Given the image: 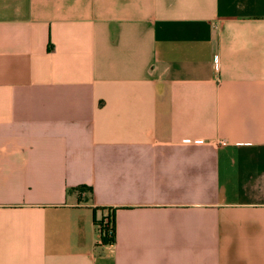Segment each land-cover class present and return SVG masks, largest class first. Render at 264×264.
Returning a JSON list of instances; mask_svg holds the SVG:
<instances>
[{
	"label": "crops",
	"instance_id": "0c3cea01",
	"mask_svg": "<svg viewBox=\"0 0 264 264\" xmlns=\"http://www.w3.org/2000/svg\"><path fill=\"white\" fill-rule=\"evenodd\" d=\"M0 264H264V0H0Z\"/></svg>",
	"mask_w": 264,
	"mask_h": 264
},
{
	"label": "built area",
	"instance_id": "2783aa9c",
	"mask_svg": "<svg viewBox=\"0 0 264 264\" xmlns=\"http://www.w3.org/2000/svg\"><path fill=\"white\" fill-rule=\"evenodd\" d=\"M219 58L216 56L214 58V68L216 70L219 69ZM200 143H202L203 141L202 140H199ZM108 219L106 217H103V218H100L96 221L95 225H96V229H97V232H98V241L99 243H103V236H112L114 234V230L113 228L111 227V229L109 230H106V228H109L108 227Z\"/></svg>",
	"mask_w": 264,
	"mask_h": 264
},
{
	"label": "trees",
	"instance_id": "16d2710c",
	"mask_svg": "<svg viewBox=\"0 0 264 264\" xmlns=\"http://www.w3.org/2000/svg\"><path fill=\"white\" fill-rule=\"evenodd\" d=\"M84 187H80L79 189H83ZM107 219H108V227L109 228H106V230H109L111 229V227L113 228L114 230V234L112 236H103V243H113L115 242V239H116V231H115V214L113 211L111 210H108V213H107V216H105Z\"/></svg>",
	"mask_w": 264,
	"mask_h": 264
}]
</instances>
